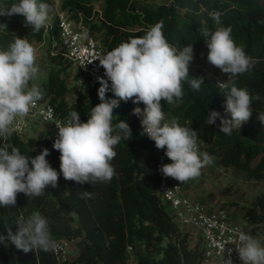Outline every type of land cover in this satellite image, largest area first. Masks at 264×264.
<instances>
[{
    "label": "trees",
    "instance_id": "16d2710c",
    "mask_svg": "<svg viewBox=\"0 0 264 264\" xmlns=\"http://www.w3.org/2000/svg\"><path fill=\"white\" fill-rule=\"evenodd\" d=\"M101 1L102 8L98 12L94 0H64L63 7L77 18L82 14L89 33L104 32L105 45L110 50L130 37L146 35L150 26L160 21H163V32L169 43L178 47L192 44L194 60L189 65V80L204 77V84L197 91L184 81L181 103L161 102L165 116L197 131L199 144L206 143L205 149L218 158L220 165L239 168L255 179H264V124L257 119V115L264 112V0H168L157 6L146 4L148 0ZM14 2L16 0H0V6ZM40 2L51 6L50 0ZM215 13L220 14L219 24L212 18ZM0 23L7 24V30L0 26V50L8 48L15 34L26 38L34 47L47 37L51 53V48L55 49L54 41L59 38L56 22L48 35L45 27L34 33L25 26L24 17L20 15L0 16ZM204 23L212 31L219 26H230L236 45L256 61L249 71L237 75L232 82L248 89L253 96L259 94L261 100H253L251 118L231 135L219 132V117L215 124H206L210 111L215 110L226 118H230V114L224 108L225 90L198 67L202 62L208 63V49L198 31ZM51 58L65 68L70 63L60 55H51ZM88 80L87 89L69 102L66 80L59 70L51 72L48 80L40 85L44 91L41 102H51L62 116L77 111L81 122H87L91 108L101 102L99 81ZM106 98H115L111 83ZM132 112L131 100L120 101L114 109L117 122L123 120L131 128L132 138L122 139L114 148L117 155L111 161L115 169L111 181L78 184L65 180L61 173L58 186H48L41 196L28 198L19 193L14 207L0 206V234L7 236L8 227L15 233L18 217L27 219L34 211H39L48 221L51 241L76 239L79 254L73 264H126L129 244L142 264H198L200 251L190 247L188 234L173 220L157 194L155 143L142 134L141 123ZM48 134L43 131L39 137L23 139L13 132L6 142L29 158L47 148L50 155L46 159L59 173L60 153L53 148L54 141ZM4 143L0 138V147ZM145 151L148 154H143ZM84 191L90 196H84ZM244 217L253 225L254 236L255 227L264 225V194L259 196L256 206L246 209ZM0 264H56V259L51 249L35 248L25 253L6 241V246L0 243Z\"/></svg>",
    "mask_w": 264,
    "mask_h": 264
},
{
    "label": "clouds",
    "instance_id": "9594fccd",
    "mask_svg": "<svg viewBox=\"0 0 264 264\" xmlns=\"http://www.w3.org/2000/svg\"><path fill=\"white\" fill-rule=\"evenodd\" d=\"M49 10L50 6L40 0H16L0 6V16H23L25 26L39 33L47 25ZM219 15L212 14L217 24ZM0 26L7 30L6 23H0ZM163 27V21L157 22L150 26L146 35L130 37L96 59L107 77H97L101 85L98 89L101 102L91 108L87 122H81L80 114L71 111L65 124H56L58 134L53 148L60 153L59 173L46 159L50 155L47 148L29 158L6 142L15 131L17 118L26 117L44 98L43 89L34 82L40 71L36 63L37 49L26 38L14 34L8 48L0 50V138L5 141L0 147V206L14 207L19 193L31 198L43 195L48 186L56 188L61 173L65 180L78 184L111 181L115 175L111 161L117 155L114 148L122 139L128 141L132 138L129 125L123 120L117 122L114 115L120 101L143 104V108L135 107L132 114L142 118V134L154 141L157 149L165 150L171 161L161 166L165 177L182 183L200 175L211 159L207 153L199 152L198 132L181 126L175 118L166 122L161 102L168 105L181 103L183 82L188 81L194 90L199 91L204 77L189 80V65L194 60L193 46L178 47L169 43ZM198 31L208 49V63L228 75L226 82L217 81V85L226 89L224 108L230 118L213 110L206 118V124H215L219 117V132L231 135L251 118L253 100H261L259 94L253 96L248 89L239 88L232 82L237 75L249 71L256 61L236 45L230 26H219L212 31L204 23ZM109 81L114 99L106 98ZM257 119L264 124V112H260ZM83 195L87 197L90 193L84 191ZM15 225V233L8 227L7 236L0 234V243L6 246V241H10L25 253L35 248L49 251L53 247L48 221L39 211H34L27 219L18 217ZM235 246L242 264H264L262 239L239 232ZM230 252L231 249L225 264H232Z\"/></svg>",
    "mask_w": 264,
    "mask_h": 264
},
{
    "label": "built area",
    "instance_id": "2783aa9c",
    "mask_svg": "<svg viewBox=\"0 0 264 264\" xmlns=\"http://www.w3.org/2000/svg\"><path fill=\"white\" fill-rule=\"evenodd\" d=\"M50 2L49 14H51L52 19L48 20L45 29L49 33L56 22L59 33L58 40L54 41V46L55 48L58 46L59 51L57 53L52 51V55H60L64 61L75 65L82 74L89 78L97 80V77H104L107 79L104 75V69L99 66V60L96 59L111 50L97 38L95 33H89V25L85 23V17L82 14L78 18L75 17L73 12L63 7L64 0H50ZM198 67L216 84L217 81L226 82L228 79L222 76L224 73L209 63L202 62L198 64ZM109 83L111 82L109 81ZM222 90L226 91V89ZM132 105L133 109L135 107L143 108L141 104L132 103ZM27 117H37L38 119L34 124H31L26 119ZM135 117L139 121L142 119L136 115ZM165 118L166 122L172 120L167 116ZM68 119L69 116H62L51 102L39 101L31 108L26 117L17 118L14 133L23 139H28L30 137L28 131L33 129L34 125L37 127L42 123L43 128L36 137H39L41 132L48 131L49 137L55 141L58 134L56 124H65ZM197 144L200 149L198 141ZM154 152L157 156V194L173 220L188 234L190 247L198 248L200 251L198 264H225L230 249L232 264H242L235 246L237 236L239 232L252 235V231L236 221L234 216L224 207L211 208L198 198L187 195L183 184L175 179L165 177L160 170L163 164L171 163L165 155V150L155 147ZM75 243L76 239L68 238L52 241L51 250L55 256L56 264H73L75 259L71 258V253L74 249H71V246ZM127 250L129 257L126 264H142L132 245L129 244Z\"/></svg>",
    "mask_w": 264,
    "mask_h": 264
},
{
    "label": "rangeland",
    "instance_id": "374dc122",
    "mask_svg": "<svg viewBox=\"0 0 264 264\" xmlns=\"http://www.w3.org/2000/svg\"><path fill=\"white\" fill-rule=\"evenodd\" d=\"M168 0H148L145 3L148 5L157 6L162 3H166ZM95 10H101L102 1L94 0ZM49 19L51 20V14L48 13ZM97 18H99L97 16ZM97 38L105 45L104 32L97 31ZM46 35L48 33L46 32ZM48 38L46 37L40 43H36L35 48L37 49V60L36 63L39 66V74L37 80L34 82L39 86L48 80L51 72L60 71L61 77L64 78L68 85V92L66 98L69 102H73L82 94L87 87L90 85L88 80L89 77L82 74L78 68L69 63L65 68L64 65L59 64L57 61H53L51 58L52 52L48 50ZM51 50H53L51 48ZM59 51L56 46L54 53ZM66 62V61H65ZM225 79L228 78L227 74L222 75ZM31 124L38 119L37 117L26 118ZM43 128L41 123L39 126L33 127L28 131L30 137H36L40 130ZM206 143H200V153H207L211 159L209 164H206L200 172V175L194 179H190L187 182H182L185 193L190 197L198 198L204 203L208 204L209 207L215 208L222 206L227 209L235 218L236 221L245 225L251 231L253 225H251L244 217L246 209L256 206L259 196L264 194V179H255L251 177L246 171L234 168L224 167L219 164L218 158L212 155L205 149ZM143 154H148L146 151ZM256 164V162H254ZM256 234L253 236L262 239L264 242V225L255 227ZM194 246V244H192ZM74 249L71 253V258L76 259L79 254V248L77 244H73L71 249Z\"/></svg>",
    "mask_w": 264,
    "mask_h": 264
}]
</instances>
